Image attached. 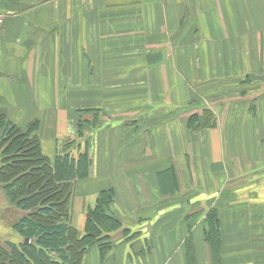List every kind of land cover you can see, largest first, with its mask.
Instances as JSON below:
<instances>
[{"label": "crops", "instance_id": "0c3cea01", "mask_svg": "<svg viewBox=\"0 0 264 264\" xmlns=\"http://www.w3.org/2000/svg\"><path fill=\"white\" fill-rule=\"evenodd\" d=\"M0 22V112L52 165L63 139L90 154L77 264H187L186 242L212 264L210 211L220 264H264V0H0ZM100 200L115 224L87 234ZM27 214L0 184V264L35 245Z\"/></svg>", "mask_w": 264, "mask_h": 264}, {"label": "trees", "instance_id": "16d2710c", "mask_svg": "<svg viewBox=\"0 0 264 264\" xmlns=\"http://www.w3.org/2000/svg\"><path fill=\"white\" fill-rule=\"evenodd\" d=\"M195 124L196 117L193 116L188 121V127ZM35 129L36 123H32L27 130L22 131L0 112V184L10 201L18 209L28 213L15 226V230L24 238L35 240V245L17 253L16 260L20 264H77L76 257L86 252L92 238H80L77 231L68 226L63 218L67 212L73 182L89 177L90 154L85 150L74 157L64 146L56 151L52 165L41 153L38 138L34 134ZM24 145L29 146L24 151L34 159L20 157L13 160L14 157L8 154V149L17 146L24 148ZM27 164L32 166L28 167ZM158 178L162 190L171 191L175 182L174 171L166 170ZM101 198L105 199V194ZM100 201L103 202H98L97 208L91 213L87 234L99 235L100 227L115 224L116 219L103 212L104 200ZM33 209H36L35 213ZM205 240L214 256L212 264H220V239L215 211L208 213ZM50 253L56 255L59 263L51 261ZM193 253L191 244L186 242L187 264H195Z\"/></svg>", "mask_w": 264, "mask_h": 264}, {"label": "rangeland", "instance_id": "374dc122", "mask_svg": "<svg viewBox=\"0 0 264 264\" xmlns=\"http://www.w3.org/2000/svg\"><path fill=\"white\" fill-rule=\"evenodd\" d=\"M81 125L85 128L86 127V124L81 122ZM30 127V125H28L25 130H27L28 128ZM89 127H87L88 129ZM188 128V132H192V128L193 127H187ZM83 145V144H82ZM80 141L77 140V139H63L62 142L58 145L57 149L58 150H61L62 148H64L65 146V150L67 152H70L72 156L74 157H77L78 156V153H82L84 151L83 147L82 146ZM5 146H7V144H5ZM4 146V148H5ZM25 147L24 148H21V147H14V148H9L8 150V154L9 155H12L14 158L13 160L17 159V158H20V157H23V158H26V159H34L33 156H29L30 154L28 152H25L24 150H27L29 149V146L28 145H24ZM25 152V153H24ZM0 159H1V152H0ZM26 166L30 167L32 166L31 164H27Z\"/></svg>", "mask_w": 264, "mask_h": 264}, {"label": "water", "instance_id": "95a60500", "mask_svg": "<svg viewBox=\"0 0 264 264\" xmlns=\"http://www.w3.org/2000/svg\"><path fill=\"white\" fill-rule=\"evenodd\" d=\"M33 212H36V209H33Z\"/></svg>", "mask_w": 264, "mask_h": 264}, {"label": "built area", "instance_id": "2783aa9c", "mask_svg": "<svg viewBox=\"0 0 264 264\" xmlns=\"http://www.w3.org/2000/svg\"><path fill=\"white\" fill-rule=\"evenodd\" d=\"M1 23V22H0ZM165 264H169V263H165Z\"/></svg>", "mask_w": 264, "mask_h": 264}]
</instances>
